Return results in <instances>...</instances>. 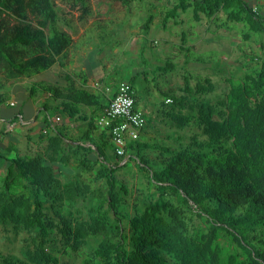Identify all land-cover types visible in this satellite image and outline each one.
<instances>
[{"label": "trees", "instance_id": "16d2710c", "mask_svg": "<svg viewBox=\"0 0 264 264\" xmlns=\"http://www.w3.org/2000/svg\"><path fill=\"white\" fill-rule=\"evenodd\" d=\"M116 1L128 5L132 0ZM187 10L191 11L193 21L205 17L218 28L230 29V23H243L244 40L252 34H264V12L257 10L253 0H176L165 10L163 22ZM219 12L224 18L219 17ZM91 16V0H0V82L30 78L55 64L64 67L68 50L93 37L88 31L75 42V21L84 25ZM151 20L152 15H147L144 33ZM180 38V49L187 54L186 32L182 31ZM255 60L254 65L246 66L239 82L228 81L226 116L221 120L212 119L215 106L211 104L197 103V116L185 115L174 107L164 111L178 127L191 122L199 126L204 139L191 137L188 144L172 149L139 140L144 125L138 139L127 142L126 153L133 151L139 163L145 164L157 193L128 217V232L123 231L121 213L123 195L128 194V189L116 177L117 163L106 162L108 151L114 152L110 134L107 129L100 130L96 122L99 114L80 109L88 106L103 110L109 97L82 87L87 80L84 73L80 87L67 75L63 90L56 85L32 82L29 98L49 94L60 100L59 106H45V110L66 108L67 117L86 122L77 139L78 146L85 157L95 148L97 176L104 179L109 197L99 200L87 220L69 219L64 215L65 200L75 198V190L63 188L58 174L44 157L16 155L0 188V235L9 227L13 232L36 231V236L25 260L9 255L1 258V264H61L46 249L47 245L57 236L63 250L78 251L87 244L88 237L111 228L109 211L113 212L116 239L103 238L84 264H264V51L256 54ZM174 67V63L166 61L156 70L166 73ZM142 75L147 81L146 73ZM137 79L136 75L125 79L133 93ZM183 82L182 91L187 95L205 94L212 87L208 79L190 86L188 75L183 76ZM167 96L173 106L186 100L172 91ZM251 99L261 109V144L260 148L250 150L247 173L243 174L241 150L251 135L242 123L241 113ZM5 101L6 95L0 93V104ZM51 123L49 119L44 122L46 127H51ZM58 135L67 137L60 131ZM40 136L48 138L52 148L59 144L54 137ZM59 149L57 145L56 151ZM147 149L157 151L158 164L143 155ZM124 156L114 152L117 160ZM80 161L85 168L92 166L88 161Z\"/></svg>", "mask_w": 264, "mask_h": 264}, {"label": "rangeland", "instance_id": "374dc122", "mask_svg": "<svg viewBox=\"0 0 264 264\" xmlns=\"http://www.w3.org/2000/svg\"><path fill=\"white\" fill-rule=\"evenodd\" d=\"M175 1L132 0L125 5L116 0H91L93 16L89 17L84 25L75 21L78 32L72 37L77 42L78 37L88 31L92 32L93 37L68 50L64 67L55 64L51 70H45L34 74L31 78H21V80H25L27 84L31 80L36 83L50 84L53 82L52 78L63 79V75L70 74V79L76 83L83 71L85 52L96 46V53L90 59H92L91 62L97 61V66L91 67V71L95 72H91L90 82L86 88L93 93H98L99 89L94 87H97L96 82H101L103 78L108 87L104 91L110 98L113 85L116 84L115 80H128L130 76H138L135 90L141 93L137 97L139 96L142 101H149L151 111L145 114L147 130L141 134L139 140L177 149L181 145L188 144L191 137L204 139L206 136L199 126L191 122L187 126L178 127L164 111L174 107L176 111L185 115L197 116L199 111L196 104L203 103L215 106L212 119L224 118L226 116L225 99L229 91L228 81L239 82L246 66L254 65L255 55L264 51V34H252L249 39L244 40L243 23H232L231 29L218 28L213 21L205 17L198 22L193 21L190 10L179 11L177 17L163 22L165 10L172 7ZM253 5H257V10L261 9L264 12V0H253ZM149 14L152 15V20L148 25L149 30L144 33L143 23ZM219 17L224 18L221 12ZM182 31L186 32L184 45L189 49L186 55H184L185 51L180 49ZM165 60L174 63V69L166 73L157 71L155 65H163ZM142 72L146 73L147 81L144 80ZM184 75L190 77V86L203 83L205 79H208L212 85L211 90L205 94L187 95L182 91ZM12 84L13 80L0 82V92H7ZM171 91L175 95H183L186 100L180 106H173L172 100L166 102V99H171L167 96ZM40 97H42L41 101L37 102V105L45 116L51 111L43 109L41 103L44 96ZM65 109L51 113L52 117H59L58 120L51 121V127H46L42 122L38 134L28 130L31 139L26 143L23 141L19 145V151L30 156H42L52 165L61 179L63 188L75 190V198L65 200V217L87 220L92 208L99 200H108V187L104 179L97 176L98 164L94 162L95 148L93 147L92 154H87L85 157L84 151L78 146L80 141L77 139L85 130L86 122L70 119L66 116ZM82 110L88 113L86 108ZM241 114L242 123L251 135V140L241 150L244 156L241 173L245 174L250 160V150L260 148L259 127L262 116L259 104L253 102V99L247 102ZM58 131L63 132L67 137L61 138ZM40 134L54 137L59 144L55 143L56 147L52 148L48 138H39ZM57 145H60L58 152ZM143 155L153 164L159 163L157 151L147 149ZM80 160L88 161L92 166L85 168ZM106 162L107 164L117 163L116 177L128 189V194L123 195L124 202L121 206V213L124 216L122 228L123 231L128 232V217H131L135 209L142 207L149 198L157 196L150 182L151 173L145 164L139 163L133 151H127L122 159L117 160L111 149L107 153ZM138 166L144 167L143 170ZM106 208H108L107 205H105ZM109 216L112 221L111 228L106 233L99 232L95 236L88 237L87 244L78 251L63 250V244L57 236V239L47 245L46 249L57 256L61 264H84V259L91 255L103 238L116 239L112 211H109ZM35 236L36 231L13 232L8 227L0 235V248L12 257L25 260L26 251L32 248V239Z\"/></svg>", "mask_w": 264, "mask_h": 264}, {"label": "crops", "instance_id": "0c3cea01", "mask_svg": "<svg viewBox=\"0 0 264 264\" xmlns=\"http://www.w3.org/2000/svg\"><path fill=\"white\" fill-rule=\"evenodd\" d=\"M232 23H230L231 26ZM232 28V27H231ZM230 28V29H231ZM80 37V36H79ZM78 37V38H79ZM85 43V42H83ZM97 47L94 46L92 49L89 51L85 52V58H84V66L82 68L83 71H81L79 77V80L76 81V86L80 87L79 85L81 84V79L83 73L86 75V82L84 85L82 84V87L86 88V86L90 82L91 78V72H95L94 70L91 71V67H95L96 62H91L92 59L91 56L96 53ZM186 55V53L184 54ZM186 57V56H185ZM166 62V60H165ZM95 63V64H93ZM164 64V63H163ZM55 65L50 67L47 70H51L54 68ZM99 66V65H98ZM161 66V65H155V68ZM67 75L70 74H65L63 75V79H57V78H52V81L50 84L59 86L61 90L64 89V86L67 84L65 81L67 78ZM134 76V75H133ZM130 76V77H133ZM32 77V76H31ZM30 77V78H31ZM129 77V78H130ZM27 78V77H24ZM120 81V80H119ZM118 80H115L114 82L116 83L113 85V90L115 89L116 91V85L119 82ZM32 80L27 84L25 80H13V84L11 89H7V92H0L6 95V101L2 104H0V187L2 186L3 179L7 173V170L9 166L11 165V160L16 156H23V155H28L27 153H21L19 151V145L25 141L29 142L30 141V135L28 133V130L30 132H34L38 134L39 129L41 128L40 125L42 122H45L46 119H49L51 121H55V118L52 117V112L54 111L53 109L50 110L51 113H47L45 116L43 115L42 110L38 107L37 102L41 101L40 96H44L42 99V107L45 109V106H51L52 108L54 106H59L60 105V100H54L49 94H39L35 98H29L28 97V88L32 84ZM46 84V83H44ZM96 86L94 88H98L99 90L97 92H104L107 87V83L105 80L101 82H96ZM87 89V88H86ZM88 90V89H87ZM144 91V90H143ZM162 91V90H161ZM136 92V90H135ZM141 91H138L134 93L135 95V102L136 106L141 108L144 112V115L150 111V102L149 101H142L139 99V96L137 97L138 94H140ZM144 93H147L144 91ZM106 94V93H105ZM146 96V95H145ZM108 97V96H107ZM112 97V92L111 96ZM109 98V99H110ZM108 99V101H109ZM108 101L105 103V106L107 105ZM155 107V105H154ZM82 108H86L88 110V113L91 111L94 112L95 116L100 115L102 113V109L98 108L95 110V107H88V106H81L80 109L81 111ZM57 110H55L56 112ZM40 112L42 114H40ZM49 112V111H48ZM85 112V110L83 111ZM151 112V111H150ZM40 114V115H39ZM71 119V118H70ZM75 121H77L75 118H73ZM145 127L143 129V132L147 130V117L145 115ZM100 128V127H99ZM101 130V128H100ZM84 132V131H83ZM41 135V134H40ZM39 135V138L41 137ZM18 146V147H16ZM9 256L7 253H5L1 248H0V261L1 258ZM1 264V262H0Z\"/></svg>", "mask_w": 264, "mask_h": 264}, {"label": "built area", "instance_id": "2783aa9c", "mask_svg": "<svg viewBox=\"0 0 264 264\" xmlns=\"http://www.w3.org/2000/svg\"><path fill=\"white\" fill-rule=\"evenodd\" d=\"M171 99H166L170 102ZM59 117H55L58 120ZM101 129H107L114 152L125 155L129 140L138 139L140 130L145 125V115L136 106L135 96L131 84L121 80L116 85L115 94L96 120Z\"/></svg>", "mask_w": 264, "mask_h": 264}]
</instances>
